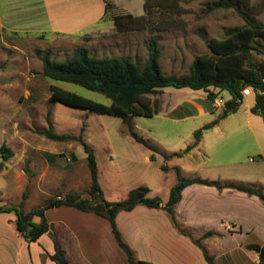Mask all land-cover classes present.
I'll list each match as a JSON object with an SVG mask.
<instances>
[{
	"label": "rangeland",
	"instance_id": "obj_1",
	"mask_svg": "<svg viewBox=\"0 0 264 264\" xmlns=\"http://www.w3.org/2000/svg\"><path fill=\"white\" fill-rule=\"evenodd\" d=\"M141 1L146 3L147 8L142 9ZM80 2L75 0L62 4L71 7ZM105 2L108 10L96 33H88L93 24L90 16L73 18L59 15L56 18L53 14L55 10L51 8L58 4L56 2L49 3L50 9L45 10L42 0H30L25 16L0 17V147L5 145L12 153L7 160L0 158V206H16L22 202L21 211L28 213L57 196L63 199L68 194H76L82 199H89L90 178L82 146L76 141L53 142L37 134L48 128V120L53 132L59 135L77 138L83 129V140L95 157L102 197L108 203L122 201L130 190L144 186L149 189L148 198L155 196L165 205L168 190L177 184L179 178L190 176L217 180L218 176L225 175L239 186L264 189V138L260 132L258 141L262 158L256 156L254 147L239 136L212 143H218L209 153L219 167L209 164L210 167L205 166L201 172H194L192 166L204 160L203 152L193 153L192 148L185 153L186 148L193 145V135L197 130L224 119L220 117L230 97L226 91L216 97L224 104L217 108L214 101L207 102L204 116L178 122L158 113L151 117H133L135 132L156 148L158 152L155 153L136 143L120 118L51 103L49 96L50 89L57 87L106 106L111 103L109 99L42 75L46 54L50 61L62 63L79 47L85 48L95 58L123 56L143 67L151 38L158 43L162 74L187 75L194 59L208 53V41L223 38L228 28L245 25L242 15L264 25V0ZM219 2H229L237 10H209ZM128 13L140 20L134 24L125 21V27L132 26L125 31L116 30L113 18ZM70 31L81 35L56 34ZM252 61L258 65L264 57L253 53ZM250 91L249 97L242 98L236 115L233 114L227 121L242 120L244 104L254 105V92ZM189 94L197 99L204 92L165 88L147 98L158 107L159 112L164 106L170 108L184 102L190 98ZM252 116L264 131L262 117ZM207 132L208 129L201 132V136L206 135L205 148L210 147ZM228 133L231 134V131ZM71 153L76 156L75 161L71 160ZM45 154L56 155V159L49 162ZM174 154L177 156H172ZM151 155L153 159H150ZM177 158L183 160L175 165ZM187 164H191L190 168L182 169ZM9 214L14 217L13 212ZM137 217L140 215L134 216ZM45 218L50 224L49 233L28 244L16 232L14 222L6 223L4 216L0 215V264H55L44 253L49 250L51 238L59 240V236L69 264H127L106 220L65 207L46 211ZM57 220H62L68 227L64 230L63 223ZM128 220L129 217H125L120 222L128 223ZM32 222L38 223L39 220L34 218Z\"/></svg>",
	"mask_w": 264,
	"mask_h": 264
},
{
	"label": "trees",
	"instance_id": "obj_2",
	"mask_svg": "<svg viewBox=\"0 0 264 264\" xmlns=\"http://www.w3.org/2000/svg\"><path fill=\"white\" fill-rule=\"evenodd\" d=\"M103 1L107 9V4L105 0ZM144 8H147L146 3H144ZM229 8L237 10V7L229 2L216 3L209 10H226ZM242 17L245 25L228 28L224 31L223 38L208 41V53L194 59L188 74L184 76H164L162 74L159 65L160 51L155 38H151L148 42L147 59L143 67L123 56L95 58L82 47L76 48L72 56L62 63L50 61L46 54L42 62V75L44 78L55 82L73 84L87 91L99 93L109 99L111 103L106 106L57 87L50 89L49 100L51 103H60L71 108L88 110L98 115L120 118L126 125L128 135L136 143L155 153L158 152L156 148L137 135L132 119L135 116L151 117L157 114L158 107L152 105L147 96L157 95L165 88L202 91L210 102H213L221 92L226 91L230 95V99L225 102L220 119L237 110L243 98L242 91L249 88L254 92V105L250 112L253 115L262 117L264 124V61H260L258 65H255L252 61L253 53L264 57V25L252 22L244 15ZM138 20L140 19H135L126 14L115 16L113 23L116 30L125 31L132 26L125 27L126 22L134 24ZM47 123L48 128L38 131L37 134L53 142L76 141L82 146L86 154V166L90 178L89 199H82L76 194H68L63 199L57 196L46 200L42 206L28 213L21 211L22 202L16 206H0V214L13 212L15 230L23 241L28 244L37 242L43 235L49 233L50 225L45 218L46 211L68 207L106 220L116 245L125 255L127 264H150L137 260L133 252L123 242L116 225L117 214L130 212L139 205L148 209L163 207L173 225L177 228L174 209L180 201L181 192L185 187L196 184L215 187L218 190L222 189V186L215 181L179 178L177 184L170 189L168 200L163 206L159 198L147 197L149 189L144 186L130 190L122 201L108 203L102 197L98 184L95 157L90 147L83 140V129H81L79 136L74 138L56 134L53 132L49 120ZM217 123L216 120L202 130L210 129ZM202 130H197L194 133V143L186 148L185 153L198 145ZM11 155V151L5 145L0 147V158L7 160ZM70 157L72 161L76 160L73 153L70 154ZM45 158L49 162H54L56 155L45 154ZM150 159H153L152 155ZM231 186L239 192L257 197L264 203L263 188ZM34 218L38 219L39 222L33 223ZM179 232L181 235L189 237L194 245L200 249L207 264H214L213 258L208 256L201 245L200 239H193L185 231ZM208 236H211V233L204 234L202 238ZM51 240L53 254L48 256L49 260L55 264H69L59 240L56 237H52Z\"/></svg>",
	"mask_w": 264,
	"mask_h": 264
},
{
	"label": "crops",
	"instance_id": "obj_3",
	"mask_svg": "<svg viewBox=\"0 0 264 264\" xmlns=\"http://www.w3.org/2000/svg\"><path fill=\"white\" fill-rule=\"evenodd\" d=\"M29 1L0 0V17L25 16L24 12L29 8ZM68 1L72 2L75 0H42L45 10L50 9L49 3H58L51 7L55 10L53 14L56 18L59 15L73 18L90 16L93 24L88 33H96L98 24L108 10L105 8L104 1L102 0L99 3L98 0H94L91 3L90 0H80L81 2L77 6L71 5V7L62 4V2ZM141 5L143 9V1H141ZM56 34L66 36L81 35H75L73 31L56 32ZM204 94L197 99H195V95L189 94V99L170 108L164 106L158 112V115L170 117L174 122L204 116L208 108L207 102H209ZM250 95L251 91L248 95L243 96V99ZM211 107L212 104L209 108ZM252 107L253 105L250 103L244 104L242 120L232 123L227 121L230 116L236 115V111L228 114L218 124L212 126L210 130L208 129L207 133L211 137L207 139V141L209 140L208 145H210L209 148L207 147L208 149L205 148L207 145L206 135L201 136L198 145L193 148L192 152H203L204 160L192 166L194 172H201L205 166L210 167L209 164L215 165L213 167H219L217 161L209 153L211 148L218 143L214 145L212 143L225 139L231 140L236 138V136L244 138L245 142L254 147L255 155L262 158L258 132L262 133L261 136L264 138V131L259 123L254 120L250 112ZM228 131H231V134ZM175 160L174 164L177 165L183 158ZM187 165L183 166L182 169L184 167L189 169L191 164ZM193 178L218 182L222 189L218 190L215 187L196 184L185 187L181 192L180 201L174 209L177 228L173 225L163 207L160 209H148L139 205L130 212L117 214V228L123 242L133 252L135 258L150 264H207L200 249L194 245L189 237L181 235L179 232L185 231L193 239H200L201 245L208 256L213 258L214 264H264V203L255 196L233 189L231 185L239 186V184H236L229 176H218L217 180L211 178L203 179L198 176H190L187 179ZM0 215L4 216L6 223L15 221V216L12 218L11 214ZM135 215H140V217L134 218ZM125 217H129L130 221L121 223L120 219ZM57 221L63 223L64 230L65 227H68L62 220ZM206 233H211V236L202 238ZM74 240L77 244H80L77 238L74 237ZM59 242L64 250V243L60 240V236ZM49 244V250L44 253L48 260V256L53 254V244L52 242ZM255 248L258 249L256 250ZM64 252L66 256V251L64 250Z\"/></svg>",
	"mask_w": 264,
	"mask_h": 264
},
{
	"label": "built area",
	"instance_id": "obj_4",
	"mask_svg": "<svg viewBox=\"0 0 264 264\" xmlns=\"http://www.w3.org/2000/svg\"><path fill=\"white\" fill-rule=\"evenodd\" d=\"M249 88H246V89H244L243 91H242V96H246V95H248V93H249ZM224 104V102H223V100L222 99H215L214 100V106H216L217 108L218 107H220V106H222Z\"/></svg>",
	"mask_w": 264,
	"mask_h": 264
}]
</instances>
